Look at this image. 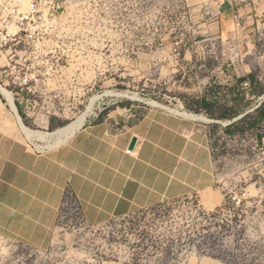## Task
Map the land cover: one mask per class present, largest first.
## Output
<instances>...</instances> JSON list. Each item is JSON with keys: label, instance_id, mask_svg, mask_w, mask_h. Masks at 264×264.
I'll return each instance as SVG.
<instances>
[{"label": "rangeland", "instance_id": "rangeland-1", "mask_svg": "<svg viewBox=\"0 0 264 264\" xmlns=\"http://www.w3.org/2000/svg\"><path fill=\"white\" fill-rule=\"evenodd\" d=\"M65 1L64 13L46 35L45 45L59 48L43 66L52 76L40 94L16 93L0 78L23 124L51 132L90 104L84 124L121 127L152 108L198 114L205 121L216 186L226 201L242 192L246 199L235 209L226 202L208 209L191 195L90 224L68 196L50 248L0 237V264H264V121L255 125L256 115L239 120L264 97L237 87V79L249 73L264 85V63L257 64L264 54V26L239 46H223L209 34L211 19L187 0ZM176 41L179 57L171 52ZM5 57L0 55V68ZM6 109L12 116L5 115L3 123L29 149L55 147L52 137L27 139L0 92V113ZM229 112L242 113L218 118Z\"/></svg>", "mask_w": 264, "mask_h": 264}, {"label": "crops", "instance_id": "crops-1", "mask_svg": "<svg viewBox=\"0 0 264 264\" xmlns=\"http://www.w3.org/2000/svg\"><path fill=\"white\" fill-rule=\"evenodd\" d=\"M187 1L211 19L215 26L209 34L223 46H239L264 26V18L258 20L264 0L241 5L244 30L234 25L237 0ZM260 63L264 54L257 57ZM5 115L12 113H0V237L8 241L41 251L50 248L68 196L90 224L191 195L208 209L227 203L216 186L202 116L152 108L121 127L107 121L85 123L55 147L36 152L3 123Z\"/></svg>", "mask_w": 264, "mask_h": 264}, {"label": "built area", "instance_id": "built-area-1", "mask_svg": "<svg viewBox=\"0 0 264 264\" xmlns=\"http://www.w3.org/2000/svg\"><path fill=\"white\" fill-rule=\"evenodd\" d=\"M65 0H0V55H5V63L0 68V78L11 85L16 93L27 97L40 94L44 81L51 71L43 66L55 58L58 45H45L46 35L55 27L58 17L66 9ZM247 0L234 3V25L244 30L240 18V7ZM264 18V11L258 12V20ZM42 47L48 48L44 53ZM175 57L181 55V41H176L171 49ZM37 67V68H36ZM12 93V92H11ZM230 198V199H229ZM230 208L242 206L246 194L236 193L228 197Z\"/></svg>", "mask_w": 264, "mask_h": 264}, {"label": "bare ground", "instance_id": "bare-ground-1", "mask_svg": "<svg viewBox=\"0 0 264 264\" xmlns=\"http://www.w3.org/2000/svg\"><path fill=\"white\" fill-rule=\"evenodd\" d=\"M0 92L7 99L8 103L11 105L13 111L16 113L20 129H21L22 133L24 134V136L30 140H33V139H41L42 140V139H48L50 137L55 138L56 142H54V145H52V146H56L59 143L63 142L65 140V138L69 137L75 130L79 129L84 124V122H85L86 118L88 117L90 110H91V104H90L89 107L83 113H81L76 119H74L72 122L65 125L64 127H61L60 129H56V130L51 131V132L35 131V130H32L29 127L25 126V124H23L20 116L16 112V107L13 103V97H12L11 93L6 88H4L1 84H0ZM179 113L186 116V117L201 118V116L193 114V113H187V112H181V111Z\"/></svg>", "mask_w": 264, "mask_h": 264}, {"label": "trees", "instance_id": "trees-1", "mask_svg": "<svg viewBox=\"0 0 264 264\" xmlns=\"http://www.w3.org/2000/svg\"><path fill=\"white\" fill-rule=\"evenodd\" d=\"M237 82L240 84V86L239 85L237 86L238 89L243 91L244 93L247 92L248 94L253 95L254 97H260V96L264 97V85L261 83V79H260V77H258V75H255L254 73H249L245 77L238 78ZM243 82L248 83V84L247 85H241ZM240 113H242V112H240ZM240 113H235V112H232V113L229 112V114L224 113V114H228V115L227 116L221 115L218 118L233 119L234 117H237ZM250 115H254V116L256 115L258 120L256 121L255 125L257 123H259L260 121H264V99L262 100V102L259 103V105L256 108L253 109L252 112L246 113L239 120L241 122L247 121V118L250 117ZM237 123L238 122L234 121L230 124V126H234Z\"/></svg>", "mask_w": 264, "mask_h": 264}, {"label": "water", "instance_id": "water-1", "mask_svg": "<svg viewBox=\"0 0 264 264\" xmlns=\"http://www.w3.org/2000/svg\"><path fill=\"white\" fill-rule=\"evenodd\" d=\"M134 144H135V138L132 139V141H131V143L129 145V149H132Z\"/></svg>", "mask_w": 264, "mask_h": 264}]
</instances>
